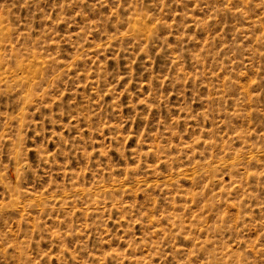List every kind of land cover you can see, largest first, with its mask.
I'll return each mask as SVG.
<instances>
[{"label":"rangeland","instance_id":"rangeland-1","mask_svg":"<svg viewBox=\"0 0 264 264\" xmlns=\"http://www.w3.org/2000/svg\"><path fill=\"white\" fill-rule=\"evenodd\" d=\"M0 264H264V0H0Z\"/></svg>","mask_w":264,"mask_h":264}]
</instances>
